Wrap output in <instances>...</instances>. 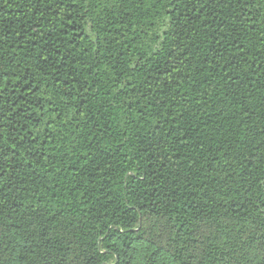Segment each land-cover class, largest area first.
Returning a JSON list of instances; mask_svg holds the SVG:
<instances>
[{
    "label": "trees",
    "instance_id": "1",
    "mask_svg": "<svg viewBox=\"0 0 264 264\" xmlns=\"http://www.w3.org/2000/svg\"><path fill=\"white\" fill-rule=\"evenodd\" d=\"M0 264H264V0H0Z\"/></svg>",
    "mask_w": 264,
    "mask_h": 264
}]
</instances>
